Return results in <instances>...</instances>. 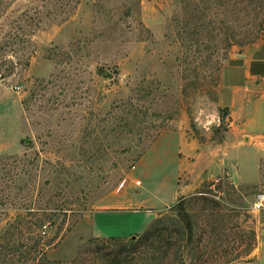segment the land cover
<instances>
[{
    "label": "rangeland",
    "instance_id": "rangeland-1",
    "mask_svg": "<svg viewBox=\"0 0 264 264\" xmlns=\"http://www.w3.org/2000/svg\"><path fill=\"white\" fill-rule=\"evenodd\" d=\"M206 3L0 0V264H101L155 218L177 222L180 198L160 212L148 202L94 214L171 182L177 141L199 144L204 157L224 143V69L263 39L264 25L255 35L264 0ZM239 150L242 178L227 170L183 196L209 224L193 264L254 259L264 238V209H253L264 156L258 151L259 175L257 148ZM251 227L257 241L247 254Z\"/></svg>",
    "mask_w": 264,
    "mask_h": 264
},
{
    "label": "crops",
    "instance_id": "crops-1",
    "mask_svg": "<svg viewBox=\"0 0 264 264\" xmlns=\"http://www.w3.org/2000/svg\"><path fill=\"white\" fill-rule=\"evenodd\" d=\"M220 104L226 108V116L230 123L224 143L205 149L204 154L207 156L204 157L199 150V144L193 146L184 141L185 136H183L181 143L177 141L174 158L177 159L178 168L171 182L168 178L167 185H161L157 188V193L147 200L135 198L130 206L121 205L116 206L115 210H101L94 216L105 212L130 211L128 208H135L132 210L137 211L148 202L147 211L160 212L174 205L179 198L192 193L204 179L213 178L227 170L230 173L235 171L242 178L240 166L244 161L241 160L242 157L240 158V150L238 154L233 153L234 149L242 146L251 147L254 150L257 148L259 158L257 157L255 168L260 175L258 151H261L264 156V37L252 49L235 53L230 58L223 73ZM228 147L230 148L229 156L224 151V148ZM182 175L186 178H182ZM240 181L245 184H257L260 180L240 179ZM147 190L146 196L149 194ZM92 223L94 225V219ZM231 264H264V238L259 244L254 259L238 260Z\"/></svg>",
    "mask_w": 264,
    "mask_h": 264
},
{
    "label": "trees",
    "instance_id": "trees-1",
    "mask_svg": "<svg viewBox=\"0 0 264 264\" xmlns=\"http://www.w3.org/2000/svg\"><path fill=\"white\" fill-rule=\"evenodd\" d=\"M187 5L188 0H181ZM207 2L205 5L208 7L209 2H221V0H203ZM197 15L192 11L191 15L186 18L185 24L191 25ZM38 26V24H31ZM264 17L258 24V34L263 30ZM34 29L30 28V33L33 34ZM31 43V39L28 38ZM227 113V112H226ZM213 192V190H210ZM206 194V193H205ZM208 199L206 195H202ZM186 198L182 197L172 207L177 210L179 219L177 222H172L170 225L167 218H155L142 233L136 234L135 239L130 237L127 241L122 242L121 246H129L128 249H120L110 251L107 256L102 258L101 264H193L194 257V244L199 235V230H206L209 224L202 225L198 219V215L189 212L185 208ZM240 215V214H238ZM206 221H209L207 218ZM241 225H237L240 228ZM251 233V241L247 246L245 252L250 253L256 246L257 233L254 227L249 229ZM227 235V234H226ZM6 235L2 237L6 239ZM111 239L122 240V237H108ZM93 241V240H92ZM220 245V244H217ZM61 264V263H59Z\"/></svg>",
    "mask_w": 264,
    "mask_h": 264
},
{
    "label": "built area",
    "instance_id": "built-area-1",
    "mask_svg": "<svg viewBox=\"0 0 264 264\" xmlns=\"http://www.w3.org/2000/svg\"><path fill=\"white\" fill-rule=\"evenodd\" d=\"M227 126L230 127V123H229V122L227 123ZM132 168L135 169L136 166L133 165ZM129 181H130V179H128L127 177L124 178V179L122 180V182L120 183L119 187H118V191L121 190V189L125 186V184L128 183ZM141 183H142V182H141L140 179H136V180H135V184H136V185L139 186V185H141ZM254 205H259V206L254 207ZM253 209L256 210V211H260V210L264 209V193H260V194H258L257 201H255V202L253 203Z\"/></svg>",
    "mask_w": 264,
    "mask_h": 264
},
{
    "label": "water",
    "instance_id": "water-1",
    "mask_svg": "<svg viewBox=\"0 0 264 264\" xmlns=\"http://www.w3.org/2000/svg\"><path fill=\"white\" fill-rule=\"evenodd\" d=\"M136 236H132L133 239H135Z\"/></svg>",
    "mask_w": 264,
    "mask_h": 264
},
{
    "label": "clouds",
    "instance_id": "clouds-1",
    "mask_svg": "<svg viewBox=\"0 0 264 264\" xmlns=\"http://www.w3.org/2000/svg\"><path fill=\"white\" fill-rule=\"evenodd\" d=\"M257 206H259V205H254V207H257Z\"/></svg>",
    "mask_w": 264,
    "mask_h": 264
}]
</instances>
